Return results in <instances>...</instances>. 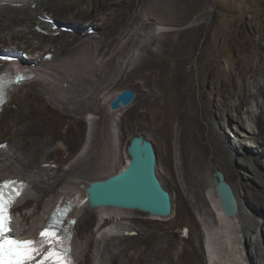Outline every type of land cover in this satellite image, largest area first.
<instances>
[{
	"label": "rangeland",
	"instance_id": "obj_1",
	"mask_svg": "<svg viewBox=\"0 0 264 264\" xmlns=\"http://www.w3.org/2000/svg\"><path fill=\"white\" fill-rule=\"evenodd\" d=\"M79 1H81V7L69 6ZM29 5L36 8L38 3L34 1ZM93 7L96 9L95 12H91ZM43 8L49 15L45 21H57L52 28L54 30L62 28L63 31L50 32L49 29L33 27L29 35L38 33L41 38L45 39V47L43 50H36L37 52L32 50L36 43H32V46L28 48L26 43L14 45L11 44L12 42H3L0 46V69L8 65L6 60L15 58L14 56H17V61L30 59L37 62L43 59L48 64L53 63L57 58H64L70 51L73 53L69 56L76 54L75 50H79L83 39L95 35L102 36L104 39L108 31L109 34L112 33L108 39L111 45L106 48L110 49L109 54H111L115 50H120L124 41H129V38L136 35L133 46H138L140 50H136L135 56L133 55V58L127 61L126 66L112 68L120 69L121 72L117 73L121 75L116 73L117 76H109V80L112 83L115 81L113 83L115 88L122 87L121 91L133 88L140 98L138 97L134 105L124 109L123 112L120 111L119 116L124 121L122 122L119 118V123L113 125L119 130L118 143L112 140L115 144L114 149L117 148L116 159L111 165L107 162L97 165L91 146L86 155L80 156L84 131L82 128L69 126L70 121L66 119L72 117L71 112L62 107L65 103L61 99L62 104L49 101V94H43L45 99L42 101H38L35 97L36 91L39 92V89L48 86L45 82L22 85L12 90L14 108L18 109L28 101L30 112H33V115L31 114L30 118L22 122H16L13 109L2 111L0 144H16L21 153H23L22 150L29 151L30 148L31 153L27 159L34 171L30 174L41 186L48 185L49 182L56 184V186L53 184L54 190L39 192V196L36 190L29 186L26 196L24 195L15 208V212L20 214L17 222L25 227L28 224V220L24 221L25 214H34L36 207H39L36 214L44 213L45 217V211L50 208L52 201L61 197L73 201L72 193L76 192L75 190H85L93 179L106 177L122 169L128 163L127 146L132 136L144 133L155 143L158 152L157 173L164 186L171 191L173 213L169 217L156 218L154 215L139 210L130 213L122 212L119 214L120 217L115 210L106 212L110 215V218H106L109 220L106 226L112 221L113 214L115 219L118 218L119 222L123 223L119 234L124 235V238L116 236L110 240L112 264H124L125 260H129L131 264H174L183 246H190L189 229L192 226V220L188 191L194 189L195 185L188 168L181 169L179 172L178 162L180 160L176 158V155L174 157L169 150V124L165 120L166 110L164 108L165 93L171 80L182 70H186L191 84L190 90L194 95L192 127L200 142L202 154L208 160L216 159L217 162H223L221 156H229L227 141L236 143L234 128L229 123L230 114L236 107L233 101L239 102L249 97L251 80H261L264 85V0H43ZM78 8L85 13L82 19L76 11ZM88 20L92 23L89 24ZM17 29H22V27H17ZM155 39L157 42L154 41ZM151 49L154 51H150ZM44 52H46L45 55ZM113 62L112 59L111 63ZM244 62L249 66L247 75L236 69ZM210 67L216 68L212 73V78L209 74ZM108 68L106 70H112L110 66ZM97 70L100 71L101 68ZM144 74L147 77L144 76L143 79ZM89 82L93 83L90 90L88 87L92 85L89 83H85L82 87L84 90H89V94L85 97L91 95L90 93H97L103 87L101 81L89 80ZM153 91L158 94L154 97L156 100L141 97L146 96L147 93L152 94ZM29 95L34 100L31 99L32 103ZM93 100L94 98L91 99ZM245 109L246 105L243 110ZM182 110L179 108V112ZM83 115L86 114H77L75 117H83ZM59 116L66 120V123L64 122L65 124L61 126ZM179 123L180 118L174 130V136L177 138ZM88 124L94 130L93 136L95 137L92 136V141H94L99 132L96 130L102 126L97 118L94 121L89 120ZM110 131L109 133L114 136L113 139H116V133L114 134L112 129ZM97 141L95 140L96 143ZM57 144H62V148L57 149ZM246 148L250 152L257 150L247 144ZM43 151L47 154H43ZM219 153L221 155H217ZM1 162H4V159ZM79 162L87 163L88 166L85 167L87 174L80 178L81 181L76 178L70 179L69 176L72 175L73 169ZM243 162L237 156L232 163L238 174L235 185L240 189L243 187L242 183L255 184L251 173L243 167ZM261 169L264 171V167ZM19 176L26 177L24 173ZM72 181L75 182L72 183ZM82 184L85 186L82 187ZM85 200L74 210L76 217L75 254L79 264H106L103 257L100 256L102 261L96 257L97 240L90 243L87 241L95 236V238H100L96 229L99 219L105 213L85 204ZM251 206L253 209H259L256 203ZM257 217L264 222V215L258 214ZM128 228L138 233L126 234ZM259 235L262 233L259 232ZM206 258H204L205 262H207Z\"/></svg>",
	"mask_w": 264,
	"mask_h": 264
},
{
	"label": "bare ground",
	"instance_id": "obj_2",
	"mask_svg": "<svg viewBox=\"0 0 264 264\" xmlns=\"http://www.w3.org/2000/svg\"><path fill=\"white\" fill-rule=\"evenodd\" d=\"M34 1H37L38 3L36 8H32L29 5V3ZM80 4L81 1L72 5L70 4L69 6H75V8H77L81 7ZM76 11L79 14L78 16L80 19L85 17V13H83L80 8L76 9ZM95 11L96 9L94 7L91 8V12ZM47 17H49V15L46 14L45 9L43 8V0H0V46H2V43L6 41L12 42L11 44L14 45L16 43L22 45L26 43L28 44V48L32 46V43H36L34 48L32 47V50H43L45 47V39L41 38L38 33L29 35L30 32H32L33 27L44 30L49 29L50 32H57L59 30L63 31L62 28L54 30L52 27L57 21H45ZM88 23L91 24L92 21L88 20ZM17 27H22V29H17ZM83 28L85 30V27ZM161 29L162 28H160V30ZM108 32L104 39L102 36L98 35L83 39L79 45V50H75L76 54L69 56L71 53H73L70 51L68 55L64 56V58H57V60H55L53 63L48 64L43 59H40L36 62L30 59L17 61V56H14L15 58H11L15 63H17L16 65L18 67L28 69L33 74L32 78L29 80L23 83L15 84L13 89L22 85L28 86L29 84H33L35 82L42 84L45 82L48 86L39 89V92L36 91L34 93L35 97H37L38 101H42V99H45L43 94H49V101L55 104H62L60 102L61 99L65 103L62 104V107L68 112H71L70 116L72 117L71 119H66L67 121H70L69 126L71 128L77 127V129L82 128L84 131L80 156L86 155L88 153V148L91 146L94 156L96 157L95 162H97V165L102 162H107L111 165L112 161L116 159L117 148L114 149L115 144L112 140H115V143H118L117 136L119 130L113 125H117L119 123V118L121 120L119 112H123L124 109L132 106V104L134 105L136 100L140 98L136 93V97L130 104L122 106L117 110H114L110 107V103L122 89V87L115 88L113 86L115 81L112 83L110 82L111 80H109V76H117L116 73L120 71V69L116 70L112 68H121L127 64V61L131 60L133 55L135 56L136 50H140V48L138 46H133L135 41L134 37L136 36L135 35L134 37L129 38V41H124L125 43L123 42L124 45L122 44L123 46H120V50H115L109 54L110 49L106 47L111 45L108 39L110 37L109 35L112 33L109 34ZM156 40L157 39L154 41ZM132 46L134 48H132ZM150 51H154V49H151ZM43 54L45 55L46 52ZM93 56H95V58H91ZM35 58L33 59L37 60ZM112 59L114 60L113 64L111 63ZM10 66L11 65H6L5 67L9 68ZM109 66L112 69L110 71L106 70ZM215 67L217 68V66ZM215 67H210L209 74L211 78L213 76L212 73L216 70ZM248 67V64L244 62L242 65L237 66L236 69L240 73L247 75ZM100 68V71L103 70L101 73H99L100 71L97 70ZM187 74L188 72L186 70H182L181 73L171 80L169 88L165 93L166 100L164 102V108L166 110L165 120L169 124V150L171 153H173L174 157L176 155V158L181 161L178 162L179 172H181V169L188 168L195 185L193 187L194 189H189L188 191V197L190 200L189 207L191 211L190 218L192 220V226L189 229L190 246H183L182 250L179 251L178 256L176 257L174 264H264V222H262L257 217L258 214L264 215V171L261 169V167H264V125H262L264 122V85L262 84L261 80H251L252 86L250 88L249 97L247 96L243 101H233L236 107L230 114L229 123H231L234 128V140H236V143H233L234 141H227V151H229V156H221L223 158V162L220 163L217 162L216 159L208 160V158L202 154L200 142L193 131L192 122L194 119V95L190 90L191 84ZM144 76L146 75H143V79ZM89 80L101 81V85L103 87L97 93L93 92L94 94L90 93L91 95L85 97V95L89 94L88 92L90 88L93 87V83L91 84ZM64 82H67V84H64ZM105 82H108L107 85ZM85 83L92 85L91 87H88L89 90H84V88L82 89ZM12 90L10 91L9 100L4 105L3 111L10 110L9 108L13 109L12 112L15 121L22 122L23 120L30 118L31 114L33 115V112H30L28 101L23 103L18 109L14 108ZM153 92L154 93L152 94L147 93L146 96L141 97H146L149 100L155 96L157 97V92ZM239 93L240 90L238 91V94ZM29 96L31 100L32 97L31 95ZM93 98L94 102L91 101ZM245 105L246 109L243 110ZM179 108H182L183 110L179 112ZM77 114L86 115L76 118L77 116L75 117V115ZM88 114H91L93 118H87L86 116ZM59 118L60 126L66 123L65 118H62L61 116H59ZM95 118L98 119V123L102 126L99 130H96L99 131L98 134L96 133L97 137L95 138L96 141L98 139L97 143L95 140L92 141L94 130L92 126L88 124L89 120L94 121ZM179 118V136L177 138L174 136V130L175 124H177ZM238 118H240L241 121L238 120ZM220 119L222 120L223 117L221 116ZM121 121L123 122L124 120ZM111 129L114 131V134L116 133V139H113L114 136L109 133L111 132ZM94 142L96 143L95 146ZM246 144L247 146L257 148V150H253L251 152L248 151ZM61 145L57 144L56 148L61 149ZM0 147V156L4 159V162L0 161V180L5 177L19 176L20 174L24 173V176L26 177L23 178H26L29 181V185L26 188L23 196L19 199V202L24 197V195L27 194L29 186L36 190L37 196L40 195L39 192L45 193L49 189L54 190L56 186L55 183L49 182L48 185L43 184V186H41L30 174L34 172L31 168L30 161L27 159L28 155L31 153L30 148L29 151L22 150L24 153L23 154L20 152V149L16 144L1 145ZM219 151L222 153L221 149H219ZM42 153L45 155L47 154L46 151H43ZM220 153L217 155H221ZM237 156H239L244 161L243 167L251 173L255 180V184L242 183V189L236 188L235 184L238 174L232 166V163ZM129 158L130 156L128 155L127 162L130 161ZM15 164H17V166ZM87 166V163H77L76 168L73 169L72 175H70L69 178H76L77 180L81 181L80 178L88 172L86 170L87 168H85ZM216 170L222 171L224 173L226 180L232 185L237 196L239 212L234 216H228L221 208L220 198L213 181V173H215ZM32 177L33 179H31ZM70 179H68L69 182H71ZM73 182L75 181H72V183ZM82 190L77 189L75 190L76 192L72 193L73 195L71 194L77 207L81 206L83 204V200L86 199L85 190ZM60 199L56 201L53 199L54 201L51 202L50 208L45 211L46 218L43 216L44 213L42 215L36 214L39 207H36L37 210L34 212V214H25L24 221L28 220V224L23 227V224L17 222L16 231L18 233L25 234L24 236L38 234L40 228L45 225L51 210ZM253 203L258 204L259 209H253L251 206ZM98 210L105 213L102 214L101 218L99 219L98 228L96 229V232L100 238H95V236L91 240L87 239V241L90 243L94 240H97V246L95 250L96 257L102 261L100 259L101 256L104 258V260H106V264H112V254L109 249L110 240L116 236L124 238V235L121 236L119 234L123 228V223H120L118 218L115 219L113 214L111 219L112 221L109 222L108 226H106L107 222L109 221L108 219L106 220V218L110 216L107 215L106 212L110 210L112 212V210H115L119 216V214L122 212L130 213L134 210H123L114 207H101ZM15 215L19 217L20 214L15 212ZM154 217L160 218L158 216ZM30 219L32 220V223L30 222ZM128 229L132 230L131 228ZM259 232H261L262 235H259ZM75 242L76 241H74V250H76ZM152 252L153 250L151 253ZM157 255L159 256V254ZM204 258H206L207 262H205ZM128 262L130 263L129 260L123 261L124 264H128Z\"/></svg>",
	"mask_w": 264,
	"mask_h": 264
},
{
	"label": "water",
	"instance_id": "obj_3",
	"mask_svg": "<svg viewBox=\"0 0 264 264\" xmlns=\"http://www.w3.org/2000/svg\"><path fill=\"white\" fill-rule=\"evenodd\" d=\"M135 97L136 91L126 88L112 100L110 107L117 110L130 104ZM127 152L130 161L122 169L106 177L93 179L85 187V204L94 209L114 207L139 210L159 217L171 216L172 194L157 173L158 152L154 141L144 133H137L129 141ZM213 181L223 212L228 216L238 214L237 196L224 173L217 170ZM127 234L134 235L136 232Z\"/></svg>",
	"mask_w": 264,
	"mask_h": 264
},
{
	"label": "snow or ice",
	"instance_id": "obj_4",
	"mask_svg": "<svg viewBox=\"0 0 264 264\" xmlns=\"http://www.w3.org/2000/svg\"><path fill=\"white\" fill-rule=\"evenodd\" d=\"M17 74L15 82L25 79ZM4 78L0 77V103L4 102ZM25 185L23 182L4 180L0 182V264H74L71 258L70 232L63 228L64 235L58 225L49 224L39 232L37 239H19L12 232L11 209ZM68 208H71L69 204ZM75 223V221H70ZM47 246V250H45ZM37 257H40L37 259Z\"/></svg>",
	"mask_w": 264,
	"mask_h": 264
},
{
	"label": "clouds",
	"instance_id": "obj_5",
	"mask_svg": "<svg viewBox=\"0 0 264 264\" xmlns=\"http://www.w3.org/2000/svg\"><path fill=\"white\" fill-rule=\"evenodd\" d=\"M87 118H93V116H91V114H88L87 116H86ZM138 233V232H137ZM208 251V250H207Z\"/></svg>",
	"mask_w": 264,
	"mask_h": 264
}]
</instances>
